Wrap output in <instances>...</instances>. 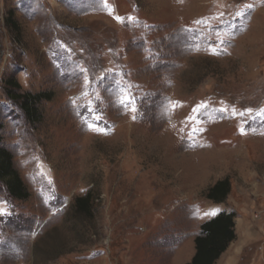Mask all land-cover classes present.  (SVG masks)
I'll use <instances>...</instances> for the list:
<instances>
[{
  "label": "rangeland",
  "instance_id": "rangeland-1",
  "mask_svg": "<svg viewBox=\"0 0 264 264\" xmlns=\"http://www.w3.org/2000/svg\"><path fill=\"white\" fill-rule=\"evenodd\" d=\"M8 78L51 93L39 123ZM0 147L29 193L0 183V264H186L219 212L264 264V0H0Z\"/></svg>",
  "mask_w": 264,
  "mask_h": 264
},
{
  "label": "trees",
  "instance_id": "trees-1",
  "mask_svg": "<svg viewBox=\"0 0 264 264\" xmlns=\"http://www.w3.org/2000/svg\"><path fill=\"white\" fill-rule=\"evenodd\" d=\"M6 28L19 33L18 25L13 21L12 13L7 14ZM6 96L14 102L26 121L35 125L41 121L38 106L43 101H50L51 93L37 94L20 93V85L13 78L4 82ZM0 183H3L8 196L15 201H26L29 193L25 189L19 174L13 167L12 156L0 147ZM231 191L229 179L217 181L210 187L204 197L212 204H221L226 201ZM72 211L74 215L90 217L94 211V196L87 192L83 197L73 200ZM235 214L232 212H219L208 221L199 226V235L194 238V255L186 264H215L225 253L231 243L235 241L234 232Z\"/></svg>",
  "mask_w": 264,
  "mask_h": 264
},
{
  "label": "crops",
  "instance_id": "crops-1",
  "mask_svg": "<svg viewBox=\"0 0 264 264\" xmlns=\"http://www.w3.org/2000/svg\"><path fill=\"white\" fill-rule=\"evenodd\" d=\"M234 232L236 236L235 240H239L241 244L246 243L250 239V218L248 212L247 213L244 212L243 215H241L240 217L237 216L235 217ZM238 261L239 260L236 259V252L234 251V249L231 252H229V247H228L225 253L221 255V257L215 264H237Z\"/></svg>",
  "mask_w": 264,
  "mask_h": 264
}]
</instances>
